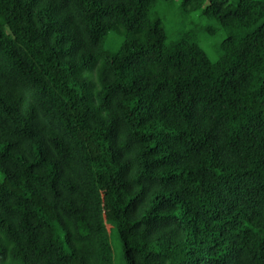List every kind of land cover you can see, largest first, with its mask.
I'll list each match as a JSON object with an SVG mask.
<instances>
[{
	"label": "trees",
	"instance_id": "1",
	"mask_svg": "<svg viewBox=\"0 0 264 264\" xmlns=\"http://www.w3.org/2000/svg\"><path fill=\"white\" fill-rule=\"evenodd\" d=\"M0 264H264V0H0Z\"/></svg>",
	"mask_w": 264,
	"mask_h": 264
},
{
	"label": "rangeland",
	"instance_id": "2",
	"mask_svg": "<svg viewBox=\"0 0 264 264\" xmlns=\"http://www.w3.org/2000/svg\"><path fill=\"white\" fill-rule=\"evenodd\" d=\"M178 3H172L167 5L165 10V23L169 30L170 37H174L173 34H176L182 27L185 29L190 28L191 26H196V28H201V32L207 26H213L217 23L214 20L207 18H200L198 14H192L189 17H186L184 21H181L180 8ZM194 26V27H195ZM225 37V33L218 31L213 37L202 36L199 40L200 45L205 49L209 57L213 60L217 59V46L220 41Z\"/></svg>",
	"mask_w": 264,
	"mask_h": 264
}]
</instances>
